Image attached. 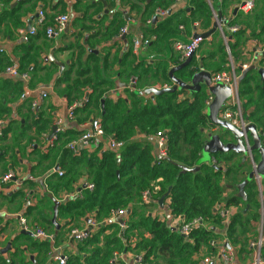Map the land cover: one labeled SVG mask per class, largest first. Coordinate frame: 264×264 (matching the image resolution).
Returning a JSON list of instances; mask_svg holds the SVG:
<instances>
[{"label": "crops", "instance_id": "1", "mask_svg": "<svg viewBox=\"0 0 264 264\" xmlns=\"http://www.w3.org/2000/svg\"><path fill=\"white\" fill-rule=\"evenodd\" d=\"M183 1L177 0L169 11L158 9L150 18L145 19H150L146 21L147 24L152 26L151 19L154 20L159 11L165 12L166 15L159 17L156 24L172 14L181 11L189 13L194 9L190 0L180 5ZM206 1L212 7L213 4L221 7V10H218L217 14L214 13V15H218L219 18L221 13L225 23H229L231 19H235L236 16L242 13L238 10V7L245 2V0H229L225 9H223L222 0ZM139 2L143 3L144 1L0 0V124L2 126L0 135V264H59L54 259L56 254L69 257L71 253H75L77 250L76 242L70 240L69 235L72 230L87 231L90 237L97 234L102 228L115 224L120 227L122 234L128 229L127 221L129 214H131V207L118 210L126 212L123 216H119L118 211H115L116 214L113 212L101 223L96 221L95 213L86 214L74 222L59 217V209L67 201L83 199L84 191H94V184L90 182L87 175V167L85 166L87 161L92 158H101L105 152H120L113 151L109 147L108 139H105V137L89 142L81 141L82 136L91 131L92 122L95 120L101 121L100 117L87 116L82 112L83 107L89 101V97L93 94V89L87 86L88 84L85 81L94 80L100 75V78L109 85L117 82L119 87L113 89L103 83L99 91L104 93V97L113 100L124 98L125 91L129 87L124 88L126 81L121 84L120 77L121 71L124 69V57L131 49L137 63L146 61L156 65L160 63L159 59L163 58L169 71H174L184 66L189 60L181 61L180 54L175 51L173 43L176 41L187 43L198 34L213 31L214 24L217 22L214 19L210 26L205 27L203 21L197 20L191 22L188 28L180 26V34L174 37V42L172 41L171 45H166L165 53L161 56L154 53V50L157 51L159 46H152V50L149 49L152 43L156 41L153 36L152 39H148L152 40L148 46L135 50L134 40L144 39L141 23L147 17L140 6H138L139 11L136 10L135 6ZM260 3H262V0L256 1V5ZM40 11L45 14V21L42 25L39 23ZM170 11L171 14H169ZM62 15H67L69 22L58 37L49 39L45 34L46 28L55 26L57 24L56 19ZM29 24L32 25V28H38V34L28 43H25L21 39V31H27ZM224 27L228 29L227 25H224ZM124 28H127L126 33H123ZM220 41L226 46V41L218 27L214 34L205 39L201 45L194 57L197 62L203 63L204 58H201V56L210 50L212 43L219 46ZM256 44L258 43L255 40L249 38L244 53H242L245 62L243 64L255 61ZM228 60L230 69L225 72L232 70L230 56ZM9 66H15L20 73L27 75V79L8 75L6 69ZM203 70V67H201L200 71ZM204 72L210 73L212 76L210 70ZM238 73L242 74L240 71ZM8 81L14 85H18V83L22 85L20 94L6 84ZM204 82L206 81L204 80ZM204 82L200 83V86L201 88L204 87L209 95L208 103L206 102V114L209 116L208 110L216 95L210 91V87ZM129 84L133 87L136 84V79H132ZM217 85L212 84V87ZM166 86L167 84L163 82L151 88L162 89ZM228 88L226 84H221L217 89V94L226 95ZM44 92L47 97L42 99V93ZM34 103H37L35 108L33 107ZM231 103V98H228L218 116V120L228 121L223 118L222 113L230 107ZM103 107L104 101L101 109ZM230 108L233 109L232 105ZM36 112L41 117L35 118L33 114ZM37 121L42 122V126H38ZM248 123L250 124V122ZM44 124H47V126H44ZM55 127H58L60 131L56 132L53 139H50L49 137ZM41 128L43 131L40 130ZM210 133L220 135L225 139V142H232L230 135L223 131L221 127L215 125L207 134L206 147L210 141L208 136ZM258 134L260 133L258 132ZM248 136L250 147L254 144V141L251 134H248ZM142 139L143 136L137 138V140ZM149 140L152 142L150 143L155 149L154 154L156 156L157 151H159L156 137H151ZM60 148L69 149L77 157L73 161L77 174L71 175L72 184L69 186L71 189H60L58 193L54 194L49 185L50 181L61 182L66 174L63 166L70 164L69 157L65 158ZM234 154L233 164L222 161L221 169H218L215 165L212 155L202 154L203 161L213 168L216 166L215 170H223L227 173L230 168L238 167L237 173L232 174L222 183L228 189L225 193L226 197L233 193L238 195L239 191L236 187L248 179L254 167L250 158L243 162L245 154ZM254 154L253 159L256 163H259L260 156L256 152ZM229 155L232 156V154ZM197 170H199V167H197ZM6 175H12L13 177L9 181H4L3 178ZM250 181H253L256 186L251 193L255 194L252 198L255 205L258 204V206L254 207L256 210L251 211L248 215L257 212L258 217H252L249 226H246L247 230L245 232L248 242L251 238L254 241L260 237L261 224L264 220V186L260 190L255 183V178ZM91 185L93 188L90 187ZM245 192L247 195L246 189ZM145 193L149 192L146 191L142 194V202H151V198L148 202L145 201ZM55 201L60 203L57 225L53 223ZM51 206L53 211L50 209ZM244 208V213L247 214L251 207L248 204ZM154 209V216L169 221L174 231L178 232V226L184 223V220L181 222L180 218L172 217L169 211L168 197L165 200L164 209L161 208L159 202H157ZM228 211L231 218L239 210L236 207H231ZM39 212L44 216H40ZM21 219L26 221L28 231L23 230ZM230 221L231 219L228 224H230ZM121 222L123 224H120ZM122 225H125V229L121 227ZM37 229L46 232L49 238H36L32 233ZM110 233L111 230L105 232L106 235ZM184 238L188 240V237ZM43 242H46L49 247L48 253L42 252L45 251L44 249L42 251L39 249ZM135 242L136 238H133L129 245L134 246ZM230 246L234 250L235 261L238 264H250L253 261L254 252L250 247V243L247 251H243L241 240L237 244H230ZM207 251V247H205L201 255L193 256V260L196 263L200 260L198 264H201ZM115 256L125 264H132L138 257H143V255L130 251L126 253L116 252L114 258ZM197 257H199V260ZM211 258L214 259L216 264H223L218 260L219 255L215 254Z\"/></svg>", "mask_w": 264, "mask_h": 264}, {"label": "trees", "instance_id": "2", "mask_svg": "<svg viewBox=\"0 0 264 264\" xmlns=\"http://www.w3.org/2000/svg\"><path fill=\"white\" fill-rule=\"evenodd\" d=\"M143 1L135 6L138 11L140 6L147 16L141 23L143 40L155 37L156 41L149 49L152 50V46H159L157 51L154 50L155 55L159 56L165 53L166 45H171L174 37L180 34V26L188 28L191 22L200 20L208 27L215 19L214 13L221 10V7L214 4L213 7L210 6L206 0H190L194 9L189 13L181 11L172 14L156 25L151 19L150 26L146 22L150 19H145L150 18L158 9L169 11L177 0H153L149 4L148 0ZM227 1L229 0H222L223 9ZM225 25L227 28L233 26L241 28L236 34H231L228 29L224 30L230 39L228 42L230 55L238 70V67L245 63L242 53L249 38L257 43H264V1L256 5L253 12L247 15L240 13ZM230 55L221 41L219 46L212 43L210 50L201 56L204 58L203 63L197 62L194 58L188 64L169 71L163 58H160V63L156 65L146 61L137 63L131 49L124 57V69L120 77V83L124 84L126 81L124 88L129 89L125 91L124 98L116 100L104 97L99 88L104 83L114 89L119 87V83L113 82L109 85L100 78V75L94 80L85 81L87 86L93 89V94L82 112L87 116L100 117L105 139L111 137L123 142L125 146L119 153L105 152L101 158L87 161L85 165L87 175L94 184V191H84L83 199L67 201L60 207L59 217L74 222L86 214L95 213L96 221L101 223L115 211L129 207L132 210L128 216V229L123 234L117 224L102 228L84 242L75 243L78 246L77 250L70 254L66 264H125L122 260H115L114 254L129 251L143 255L144 264H198L200 260L198 263L194 262L193 256L201 255L205 247L208 250L207 254L214 256L217 251L211 247V242L221 240L220 234H224L231 245L241 240L243 251H247L248 238L245 237V230L251 219L245 217L258 206L252 198L255 194L251 193L256 186L253 181L247 185V203L238 198L236 193L225 198L228 189L222 183L237 173L238 167L230 168L226 173L223 170H215L203 161L202 154L208 139L207 134L215 126L206 114L209 95L205 88L202 87L199 92H191L179 86L180 90L172 94L159 96L141 94L144 90L163 82L169 88L174 87L177 82L190 85L194 76L201 72V67L210 70L212 74L229 71ZM257 65L264 69V56H261ZM132 79H136L133 87L128 85ZM6 84L17 93L22 89L20 83L14 85L8 81ZM239 94L245 121L252 122L258 128L263 140L264 77L256 71L249 73L239 85ZM103 101L104 107L101 109ZM33 115L35 118L41 117L37 112ZM41 123L37 121L38 126H42ZM40 130L43 131L42 128ZM158 133L167 136L169 161L157 160L154 154L155 149L149 139L156 137ZM142 136V140H137ZM60 150L65 158L69 157L70 164L63 166L66 174L61 182L50 181L49 185L54 194L60 189H71L69 187L72 184L71 175L77 174L73 165L77 157L67 148ZM234 155L233 152H218L213 154L212 158L218 169H221L222 161L233 164ZM183 168L196 171L184 172ZM146 191L150 193L152 199L149 203L142 202V194ZM169 191V211L173 218H181L185 223L202 219L210 226V230L208 232L194 230L187 240L174 231L169 221L154 216L157 202ZM220 202L225 203L227 210L231 207L239 210L231 217L228 226L216 212V207L221 205ZM248 204L251 208L245 214L244 207ZM50 209L53 211L52 206ZM39 214L44 216L41 212ZM106 230H111V233L106 235ZM133 238H136V242L134 246H130ZM39 249L40 251L44 249L45 251H42L44 253L49 252L46 242H43Z\"/></svg>", "mask_w": 264, "mask_h": 264}, {"label": "built area", "instance_id": "3", "mask_svg": "<svg viewBox=\"0 0 264 264\" xmlns=\"http://www.w3.org/2000/svg\"><path fill=\"white\" fill-rule=\"evenodd\" d=\"M256 1L257 0H245V2H243L242 4L239 5L238 10L241 11L243 14L247 15L251 12L254 11V9L256 8ZM264 1V0H262ZM159 17L165 16L166 13L163 11H159L158 12ZM215 20L218 22L219 18L218 15H214ZM45 21V14L43 11L39 12V23L42 25ZM57 24L53 27H47L46 28V36L49 39H53L58 37L65 29L67 23L69 22V17L67 15H62L59 16L57 19ZM226 23H222L219 24V30L222 33L224 40L226 41V50L230 55V49L228 46V39L225 35V25ZM229 32L231 34H236L240 31V28L238 26H233L228 28ZM127 32V28H124L123 33ZM38 34V28L34 27L31 28L29 31H21V39L23 42L28 43L34 36H36ZM205 41V39L201 36H194L191 38V40L187 43L182 42V41H176L174 43V49L175 51H177L180 54L181 57V61H188L190 59H193L201 45L203 44V42ZM152 42V40H146V41H140L139 39H135L134 40V48L135 50H139L140 48L144 47V46H148L150 43ZM255 54H256V59L255 61H251V63L248 64H244L241 65L242 69L245 70L247 68H249L250 66H252L251 64H255L257 61H259L261 59V56H264V43L260 44H256L255 45ZM254 54V55H255ZM231 58V55H230ZM231 63H232V70L230 72H222V73H217V74H212V84H226L230 91H231V100H232V107L233 109H231V105L230 107L226 108L225 111L222 113L223 114V118L225 120L230 121L231 125H233L235 128H237L238 130L243 131L244 133V137L243 140L245 141V143L247 144V148L249 147V136L248 134H246L245 130L248 127L249 123L247 121H245L243 113H242V103L240 100V94H239V79H240V74L237 72V66L234 64L232 58H231ZM6 73L8 75H10L11 77H22L23 79H27V75L22 74L18 71V69L15 66H9L6 69ZM162 89H169V87H165ZM161 90V89H159ZM47 97V94L44 92L42 93V99H45ZM208 103V101H207ZM33 107H37V103H34ZM91 131L89 133H86L82 136L81 141L82 142H89L91 140H95L97 138L100 137H105V131L103 129L102 123L100 120H95L92 122L91 125ZM60 131V129L57 127V131ZM2 133V126L0 124V135ZM108 142H109V147L113 150V151H121L123 150L125 144L123 142H118L116 140H114L113 138L109 137L108 138ZM156 143H157V147L159 150V154L161 158H167L168 156V139L167 136H165V134L163 133H158L156 136ZM262 147L264 148V139L262 140ZM249 158L253 163L254 168H256V165L254 163V159L252 154H249ZM12 175H6L3 180L4 181H9L12 179ZM255 183L258 186V188L260 190L263 189V185H264V177H262L261 175L256 174L255 175ZM91 188H93V186H90ZM144 199L145 201H149L150 196L149 193H145L144 195ZM126 212L125 211H118V215L119 216H123ZM116 214V212L114 213ZM229 216V211H224L222 213V217L224 218H228ZM21 223L23 225V230L28 231V228L26 227V221L24 219H21ZM123 229H125V225L121 226ZM198 229H207L206 223L202 220V219H195L189 223H182L178 226V232L183 235L184 237H190V234L194 231V230H198ZM32 233V232H30ZM36 238H43V239H48L49 235H47L46 232H44L41 229H37L34 233H32ZM70 240L74 241V242H84L85 240H87L89 238V232L87 231H80L77 229H74L71 231L70 233ZM228 245V246H227ZM211 247L213 249H216L217 253L216 255H219V261H221L223 264H238L235 261V253L233 248L230 246L229 242L227 240L225 241H213L211 243ZM250 247L253 249V261L250 264H264V255H263V251H264V220H262V224H261V234L260 237L254 241H251L250 243ZM54 259L56 261L59 262V264H66L68 257H66L63 254H56L54 256ZM115 260L118 259V257L115 256L114 258ZM128 264V263H126ZM132 264H144L143 262V257H138ZM201 264H216V262L214 261L213 258L211 257H206L203 259Z\"/></svg>", "mask_w": 264, "mask_h": 264}, {"label": "water", "instance_id": "4", "mask_svg": "<svg viewBox=\"0 0 264 264\" xmlns=\"http://www.w3.org/2000/svg\"><path fill=\"white\" fill-rule=\"evenodd\" d=\"M152 1L153 0H148L147 4L151 3ZM186 2H187V0H184L182 3H180V5H182L183 3H186ZM237 12L238 11L236 10V13ZM169 14H171V11L169 12ZM158 19H159V15L156 18H154V20H153L154 24L157 23ZM222 23H224V21H223L222 15L220 13L219 14V20H218V22H216L214 24L213 31H210V32L205 33V34H201V36L204 39H208L218 29L219 24H222ZM31 27H32V25L29 24L27 30L29 31L31 29ZM198 35H200V34H198ZM198 35H196V36H198ZM140 41L142 42L143 38H141ZM190 60L186 64H188L190 62ZM204 71L205 70H203L201 73H198L197 75H195L194 78L192 79L190 85L184 84L182 82H177V84L173 88L161 89V90H159L158 88H150V89L144 90L141 94L144 96H159V95H163L166 93L172 94V93H175L178 90H180L179 86L182 87V89L191 90V92H199L201 89L200 83H203L204 80L206 81L204 83H206V85L208 87H210V91L216 95V98H214V101L208 110L209 118L213 122L214 125L221 127L223 131H226L230 135L232 142H225V139H223L220 135L210 133L208 135L210 141H209L207 147L205 146L203 153H205L206 155L207 154L213 155V154L218 153V152L228 153V152L232 151V152L239 154V155L245 154L246 156L243 158V162H246L249 159L250 153L253 156V155H255L254 153L256 152L260 156V162L259 163H256L254 160L256 168L253 167V172L248 176V179L236 187L239 191L238 195H237L238 198H240L243 202L247 203V195L245 192L246 186L248 185L250 180H252L255 177L256 174L264 177V148L262 147V136H261V133L258 134V132H259L258 128L254 124L250 123L248 125V127L246 128L245 132H246V134H251V136L253 137L254 144L252 146H250V148H247L246 147L247 144L243 140V137H244L243 131L238 130L233 125H231V123H229L230 121L224 122V121L218 120V116L221 113V111H222V109L226 103V100L228 98H231V91L228 88V92L226 95L222 96V95L217 94V89L221 86V84L219 83L217 86L212 87V76L210 75V73H207ZM238 71H240L242 73L240 76V79H239V84L244 80V78L249 73H251L253 71L258 72L260 75H262L264 77V69L259 68V66L256 63L254 65L250 66L249 68L245 69V70H243L242 67L239 66ZM202 79H203V81H202ZM56 131H57V128L56 127L53 128L52 134L49 137L50 139L54 138ZM233 142H237V143H233ZM156 156H157L158 160H165V161L170 160L168 157L167 158H161L159 151H157ZM214 168H216V166H214ZM183 171L184 172H187V171L195 172L196 170H189L187 168H183ZM169 194H170V191L165 196H163L159 201V205L161 206L162 209L165 208V200L167 197H169ZM59 206H60V203L55 201L54 202V218H53V223L55 225H57ZM247 208H249V206H247ZM120 224H123V222H121ZM23 234H25V233H23Z\"/></svg>", "mask_w": 264, "mask_h": 264}, {"label": "rangeland", "instance_id": "5", "mask_svg": "<svg viewBox=\"0 0 264 264\" xmlns=\"http://www.w3.org/2000/svg\"><path fill=\"white\" fill-rule=\"evenodd\" d=\"M242 113H243V110H242ZM244 114V113H243ZM228 134V133H227ZM229 135V134H228ZM225 198H226V195H225ZM220 204L221 205H223V206H221V205H218L217 207H216V212L220 215V218H221V220L223 221V223H225L226 224V226H228L229 224V220L231 219L230 218V216H228V218L226 219V218H224V217H222V213L224 212V211H228L227 209H225L226 207H225V203L224 202H220ZM257 218L258 217V214H257V212H254L252 215L250 214V215H248L247 214V217H245L246 219H251V218ZM181 219V218H180ZM183 220L181 219V222H182ZM205 223H206V226H207V229L205 230V229H201V230H204V231H209L210 230V226L207 224V222L205 221ZM251 231H253L252 229H251ZM241 238H242V236H240ZM246 237V236H245ZM252 239V238H251ZM250 239V241L248 242V245H249V243H251V241H253V240H251ZM225 240H227L226 238H225V235L223 234V235H221V240H219L220 242H222V241H225ZM218 241V240H217ZM213 242V241H212ZM211 242V243H212ZM21 249H24V248H21ZM206 257H212V256H209L208 254H206V256L204 257V258H206ZM198 258V260H199V257H197ZM194 262H195V260H194Z\"/></svg>", "mask_w": 264, "mask_h": 264}, {"label": "clouds", "instance_id": "6", "mask_svg": "<svg viewBox=\"0 0 264 264\" xmlns=\"http://www.w3.org/2000/svg\"><path fill=\"white\" fill-rule=\"evenodd\" d=\"M32 28V27H31ZM28 31V30H27ZM144 41V40H143ZM264 186V185H263Z\"/></svg>", "mask_w": 264, "mask_h": 264}]
</instances>
